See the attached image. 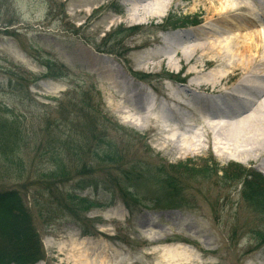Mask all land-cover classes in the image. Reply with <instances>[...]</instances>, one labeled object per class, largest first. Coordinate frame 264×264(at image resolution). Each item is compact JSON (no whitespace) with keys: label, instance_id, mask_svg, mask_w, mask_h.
Returning <instances> with one entry per match:
<instances>
[{"label":"rangeland","instance_id":"rangeland-1","mask_svg":"<svg viewBox=\"0 0 264 264\" xmlns=\"http://www.w3.org/2000/svg\"><path fill=\"white\" fill-rule=\"evenodd\" d=\"M144 1L0 0V112L19 118L25 132L14 161L0 159V190L17 189L30 208L43 249L36 264H74L72 241L89 249L90 264H264V213L247 203L242 182L249 172L264 176L262 165L221 157L192 120L160 133L124 123L114 109L138 88L154 108L187 83L184 71L142 72L136 60L168 52L193 12L170 0L149 24ZM89 125L114 138L120 160L93 159L86 146L75 154ZM193 133L198 149L184 142ZM182 142L187 149L172 150ZM51 150L65 156L67 179L42 174L52 168ZM239 165L241 179L223 178ZM126 171L138 181L126 182ZM82 179L91 184L80 188Z\"/></svg>","mask_w":264,"mask_h":264},{"label":"bare ground","instance_id":"bare-ground-1","mask_svg":"<svg viewBox=\"0 0 264 264\" xmlns=\"http://www.w3.org/2000/svg\"><path fill=\"white\" fill-rule=\"evenodd\" d=\"M182 1L181 9L193 12L189 29L177 32L179 41L168 52L142 54L136 63L142 72L163 65L177 74L184 71L179 80L187 83L165 94L154 108L145 105L148 92L138 88V97L125 92L121 96L128 105L114 103V109L124 123L140 129L153 126L160 133L181 129L192 120L202 126L205 142L221 157L262 165L264 170V0H192L193 7L190 0ZM144 2V8L151 9L141 19L149 24L170 5V0ZM107 68L113 77L126 80L114 67ZM104 96L112 103L110 96ZM169 123L176 126L171 128ZM198 140L193 133L184 142L198 149ZM182 148L187 149L183 142L172 143V150ZM68 249L73 251L68 257L74 264H90L88 248L72 241Z\"/></svg>","mask_w":264,"mask_h":264},{"label":"trees","instance_id":"trees-1","mask_svg":"<svg viewBox=\"0 0 264 264\" xmlns=\"http://www.w3.org/2000/svg\"><path fill=\"white\" fill-rule=\"evenodd\" d=\"M1 111V109H0ZM91 132L90 135L84 134L83 145L76 144L74 148L75 154L79 153L83 147L90 150V155L94 159L104 162L116 163L120 160L121 151L115 147L114 138L109 136H96L91 126L86 128ZM115 129H124L118 124ZM25 132H23L21 121L14 115L6 116L0 112V159L14 161L18 151L24 141ZM91 141H90V140ZM86 142V143H85ZM103 144V145H102ZM62 152L51 150L50 161L52 168L43 171L42 174L51 175V177L67 179L70 174ZM80 168H75L73 172L82 173ZM130 169V168H129ZM128 169V170H129ZM230 173L223 172V178L237 180L241 179V165L235 168H227ZM72 172V171H71ZM132 171L125 172L124 178L126 182L138 181L137 176L129 178ZM244 178L243 197L247 203H251L254 207L260 209L264 213V176L258 171L249 172ZM164 181L166 188H172V179L167 178ZM85 180H79L77 183L80 188H85L91 183H85ZM125 181V180H124ZM74 191V189H73ZM73 191L66 190V197L75 198L77 194ZM174 193V192H173ZM137 196L136 192L132 193ZM171 197V196H170ZM168 202L172 201L170 198ZM43 249L37 228L34 227L33 217L27 203L15 188H3L0 190V264H35L38 259L42 258Z\"/></svg>","mask_w":264,"mask_h":264}]
</instances>
